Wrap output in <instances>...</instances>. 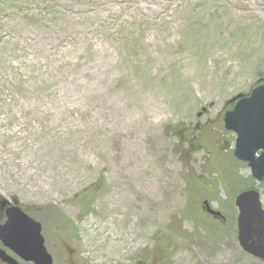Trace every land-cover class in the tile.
I'll return each instance as SVG.
<instances>
[{
	"label": "rangeland",
	"instance_id": "obj_1",
	"mask_svg": "<svg viewBox=\"0 0 264 264\" xmlns=\"http://www.w3.org/2000/svg\"><path fill=\"white\" fill-rule=\"evenodd\" d=\"M259 82L264 0H0V200L52 256L135 264L164 240V264H264L238 243L231 177H252L223 127Z\"/></svg>",
	"mask_w": 264,
	"mask_h": 264
},
{
	"label": "water",
	"instance_id": "obj_2",
	"mask_svg": "<svg viewBox=\"0 0 264 264\" xmlns=\"http://www.w3.org/2000/svg\"><path fill=\"white\" fill-rule=\"evenodd\" d=\"M233 110L224 115L226 130L236 134L235 157L248 163L252 177L264 181V82H260L249 95H238ZM238 217V242L245 254L264 262V207L261 194L252 189L236 198ZM207 205V203H206ZM9 207L8 220L0 224V241L20 259L33 264H53L45 247L42 225L28 216L17 200L10 203L1 199L0 207ZM214 216H221L209 208ZM0 259L6 264H20L0 250Z\"/></svg>",
	"mask_w": 264,
	"mask_h": 264
},
{
	"label": "flooded vegetation",
	"instance_id": "obj_3",
	"mask_svg": "<svg viewBox=\"0 0 264 264\" xmlns=\"http://www.w3.org/2000/svg\"><path fill=\"white\" fill-rule=\"evenodd\" d=\"M237 181H239V179ZM205 189L207 191H209L208 193L212 192V190H210V187H206ZM212 202H213V200H211V198L205 197V199L203 201H201V204H199V207H198L199 212L201 214L211 218L218 225L219 224L222 225L223 227L219 226L221 229H223V230L224 229H231L232 226H234V223L230 217V214L225 209H223L221 206L218 208H214L212 206ZM206 203H207V205H206ZM209 208L211 210H213L214 212L220 213L221 217L213 216L212 214H210ZM8 209H9L8 206L5 208L0 207V224H2V225L5 224L8 220V217H7ZM237 212L239 213L238 209H237ZM237 220H238V217H237ZM237 230H238V222H237ZM59 239L62 240L63 239L62 236H60ZM46 240L47 239L45 238V242L47 244ZM159 244L160 245H158L156 247L155 253L153 254V256L149 260H145L144 257H138V258H136L135 264H164V261H165L164 260V254H165L164 253V240ZM2 249H6V248L4 247L2 242L0 241V250H2ZM64 249H65V252H63V255L58 253V254H54L52 256L54 264H86L85 262L80 261V259L78 258L77 250L74 249L73 247H71V245H69L68 242L63 240V242L61 243V251H63ZM6 250L10 255H12L14 258H16L20 263L30 264V263H24L21 259H19L10 250H8V249H6ZM165 252H167V251H165ZM0 264H4V263L0 260Z\"/></svg>",
	"mask_w": 264,
	"mask_h": 264
},
{
	"label": "trees",
	"instance_id": "obj_4",
	"mask_svg": "<svg viewBox=\"0 0 264 264\" xmlns=\"http://www.w3.org/2000/svg\"><path fill=\"white\" fill-rule=\"evenodd\" d=\"M234 176V177H233ZM232 177H231V179H233V178H236V179H239V181H238V187L239 186H241L240 185V183L241 182H243V183H245L246 185H242L241 187H243L241 190H239L238 192H236V195H234V197L232 198V200H234L235 198H236V196L237 195H239L241 192H243V191H246V190H249V189H253L254 188V185H252V184H250V182L252 181V178H250V179H248V180H243L239 175H238V173L236 174V176L235 175H233ZM220 180V179H219ZM220 183H222V185L224 184L221 180H220ZM235 183V182H234ZM225 188V187H224ZM226 189V188H225ZM94 198V195H92V194H89V193H87L84 197H82L81 199H80V203L82 204V206H85L87 203H89V201L90 200H92Z\"/></svg>",
	"mask_w": 264,
	"mask_h": 264
}]
</instances>
